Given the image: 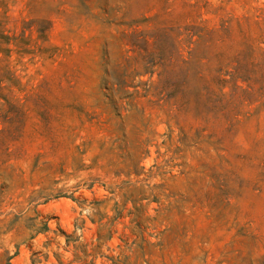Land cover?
<instances>
[{
    "label": "rangeland",
    "instance_id": "rangeland-1",
    "mask_svg": "<svg viewBox=\"0 0 264 264\" xmlns=\"http://www.w3.org/2000/svg\"><path fill=\"white\" fill-rule=\"evenodd\" d=\"M0 36V264H264V0H0Z\"/></svg>",
    "mask_w": 264,
    "mask_h": 264
},
{
    "label": "trees",
    "instance_id": "trees-1",
    "mask_svg": "<svg viewBox=\"0 0 264 264\" xmlns=\"http://www.w3.org/2000/svg\"><path fill=\"white\" fill-rule=\"evenodd\" d=\"M190 33H191L190 40H189V44H190V45H195L196 47H198L199 44H201L202 42H204V39H205V38H204L203 36H199V35L196 34L195 32H194L195 34H193L192 32H190ZM194 36H197V37H198L196 42H193V41H192V39H193ZM0 39L4 40L5 38H4L3 36H0ZM2 52H3V50L0 48V53H2ZM195 52H196V48H195V49H192L191 52H189L193 59H195ZM192 58H191V60L189 61V63H192V62L194 61ZM161 59H162V60L164 59L163 56H161ZM163 61H164V60H163ZM181 62H182V63H185V64H187V65L189 66V63H188V62H185V61H181ZM165 84L167 85V87L174 86V87L177 89V91L179 90V88H180L181 86H183V85H181V84L168 85L167 82H165ZM185 87L187 88V89H186V94H190V93H194V92H195L193 86H188V85L186 84Z\"/></svg>",
    "mask_w": 264,
    "mask_h": 264
}]
</instances>
